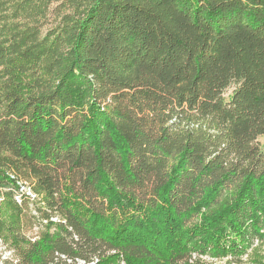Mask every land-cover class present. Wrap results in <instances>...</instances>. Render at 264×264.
I'll use <instances>...</instances> for the list:
<instances>
[{"label": "trees", "instance_id": "trees-1", "mask_svg": "<svg viewBox=\"0 0 264 264\" xmlns=\"http://www.w3.org/2000/svg\"><path fill=\"white\" fill-rule=\"evenodd\" d=\"M259 136L264 0H0L7 264L240 261L264 239Z\"/></svg>", "mask_w": 264, "mask_h": 264}, {"label": "rangeland", "instance_id": "rangeland-1", "mask_svg": "<svg viewBox=\"0 0 264 264\" xmlns=\"http://www.w3.org/2000/svg\"><path fill=\"white\" fill-rule=\"evenodd\" d=\"M58 2L59 1L52 4L54 9L58 6ZM51 20L52 16L50 15L45 28L46 26L48 27L51 25ZM258 139L260 142H264V136H259ZM15 198L18 202L21 201V199H24L25 201L27 211L24 216V233L26 236L35 238L44 233L49 226L47 219L44 217L43 210H40L41 207L44 208L45 206L41 199V195L34 191L33 188L22 187L20 193H15ZM48 214L51 216L52 220H55L58 217V214L54 211ZM12 260H14L12 250L8 249L0 240V264H7ZM206 261L210 262L211 260L206 258ZM210 264H264V239L262 241L255 242L247 253L242 255L240 261L235 262L228 256L220 260H212Z\"/></svg>", "mask_w": 264, "mask_h": 264}]
</instances>
